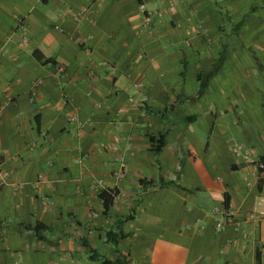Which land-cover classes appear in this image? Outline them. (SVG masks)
Wrapping results in <instances>:
<instances>
[{
    "label": "crops",
    "instance_id": "0c3cea01",
    "mask_svg": "<svg viewBox=\"0 0 264 264\" xmlns=\"http://www.w3.org/2000/svg\"><path fill=\"white\" fill-rule=\"evenodd\" d=\"M0 111V264H264V0H0Z\"/></svg>",
    "mask_w": 264,
    "mask_h": 264
},
{
    "label": "trees",
    "instance_id": "16d2710c",
    "mask_svg": "<svg viewBox=\"0 0 264 264\" xmlns=\"http://www.w3.org/2000/svg\"><path fill=\"white\" fill-rule=\"evenodd\" d=\"M215 72H216V70H213L210 75H214ZM205 77H207V75H205ZM202 78H203V76L202 77L199 76V80L202 79ZM194 119H196V118L194 117ZM164 139H165V135H161L160 138H158L157 140H155V143L157 145V148H156L157 150L156 151H159L161 149V147H162V141ZM165 185H166L165 183H162L161 186L162 187H165ZM261 186H262V182H261ZM116 193L117 192H115V191H109V192L108 191H102L101 192L100 196H101V198L104 201L105 213H108L110 207L113 205L114 200H115V197H116ZM229 207H230V199L227 196L225 198V208L226 209H229ZM132 213H134V212H132ZM133 217H134V215L133 214H130L129 216H127L125 218H121L119 220V224H123L125 221H129V220L133 219ZM106 236H107V240L109 242H111L113 245L117 246L118 245V241L121 238H123L124 235L121 232L109 231V232H107V235ZM92 254H93L92 255L93 256L92 259L94 261H102L103 264H110V262L107 259H102L98 255V253H97L96 250L93 249L92 250ZM114 264H124V263H122L121 261L118 260Z\"/></svg>",
    "mask_w": 264,
    "mask_h": 264
},
{
    "label": "built area",
    "instance_id": "2783aa9c",
    "mask_svg": "<svg viewBox=\"0 0 264 264\" xmlns=\"http://www.w3.org/2000/svg\"><path fill=\"white\" fill-rule=\"evenodd\" d=\"M140 10H141L142 13L148 14V9H147V7H146V5L144 3L140 5ZM146 20H147V22H150V20H151L150 14H149V16H147ZM58 72L60 74L65 73V67H63V66L58 67ZM43 84H44V80H42V79L41 80H37L35 82V88L39 87V86H41ZM0 118H1V111H0ZM72 122L75 123V124L78 123L79 125H81V122L79 121V118L77 116H73L72 117ZM238 149H240V147H238Z\"/></svg>",
    "mask_w": 264,
    "mask_h": 264
},
{
    "label": "rangeland",
    "instance_id": "374dc122",
    "mask_svg": "<svg viewBox=\"0 0 264 264\" xmlns=\"http://www.w3.org/2000/svg\"><path fill=\"white\" fill-rule=\"evenodd\" d=\"M200 103H201V107H203L204 105H206V103H207V99L205 100V101H200Z\"/></svg>",
    "mask_w": 264,
    "mask_h": 264
}]
</instances>
